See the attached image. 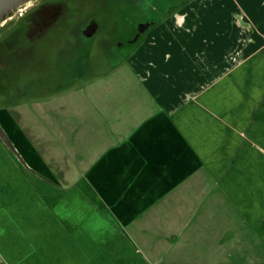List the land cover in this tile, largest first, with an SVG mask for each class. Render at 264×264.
Instances as JSON below:
<instances>
[{
  "label": "crops",
  "instance_id": "0c3cea01",
  "mask_svg": "<svg viewBox=\"0 0 264 264\" xmlns=\"http://www.w3.org/2000/svg\"><path fill=\"white\" fill-rule=\"evenodd\" d=\"M126 62L88 137L4 119L50 182L0 143V264H264V0H189Z\"/></svg>",
  "mask_w": 264,
  "mask_h": 264
},
{
  "label": "flooded vegetation",
  "instance_id": "af4514ba",
  "mask_svg": "<svg viewBox=\"0 0 264 264\" xmlns=\"http://www.w3.org/2000/svg\"><path fill=\"white\" fill-rule=\"evenodd\" d=\"M153 2L150 6L149 0H29L14 10L0 22V110L18 116L20 104L53 100L59 94L45 88L55 85L62 91L77 83L69 69L78 64V77L82 76L85 58L100 43L109 54L131 53L147 22L144 16L165 17L177 8L163 9L159 1ZM87 66L95 71L97 62ZM53 73L58 76L53 78Z\"/></svg>",
  "mask_w": 264,
  "mask_h": 264
},
{
  "label": "rangeland",
  "instance_id": "374dc122",
  "mask_svg": "<svg viewBox=\"0 0 264 264\" xmlns=\"http://www.w3.org/2000/svg\"><path fill=\"white\" fill-rule=\"evenodd\" d=\"M156 1L160 2V6H162L163 9H168V7H172L176 5H177L176 7L181 6L183 3H186L189 0L181 3H180L181 0H156ZM149 3L151 6V4L154 2L153 0H149ZM161 18H163V16L160 15L155 17L153 14L144 16V20L147 19V21L159 20ZM98 40H101V37H98ZM118 40L120 39H114L115 42ZM97 42L99 43V41ZM134 46L130 47L131 53L128 51L130 54L126 50L122 52L109 54L103 49V44L100 43L98 49L94 50V52H92L89 56L85 58L82 76L78 77V75H80L79 70L77 71V69L80 68L78 64L76 65V67L69 69L70 76L74 78L77 77L75 78L77 83L70 84L69 86L65 87L62 91L59 90L61 88H57L55 87V85H53V87L49 86L45 88L48 89L50 92H52V95L59 94L58 96L54 97L53 100H51L53 101L52 105H48L47 104L48 101L40 100L41 102H39V100H35L36 102L33 103L27 102L24 105L20 104L18 106L20 108H17V111H19L20 114L23 115L25 124L27 123L33 125L35 131L38 130L42 131V129H45L48 132L51 131L61 132L67 130L68 132L73 133L74 136H79V138L82 137V135L88 137V132L93 131L90 129L93 126L88 124V126L83 127L82 124V126L78 128L77 120L75 118L76 113L82 111L83 113L86 114L85 116L86 120L90 122L93 121V119L95 120L97 115H99L100 117V114H98L96 110L99 109L100 106L97 105L95 107L93 104L91 103L89 104V102L93 100L96 103L99 101V99H101L100 101L106 102L107 99L106 97L108 96V92L107 89L102 88L101 83L108 81L109 72L112 69L127 63L126 61L128 60L129 55L133 54L134 52ZM87 62L90 63L97 62V67L95 71L94 69L92 71L88 70L89 67L87 66ZM52 76L53 78H55L58 76V74L53 73ZM99 85H100V89L98 87ZM65 98H67V100H65ZM72 100L74 102H71ZM84 101L86 104L84 103ZM0 111H3L4 113V114L0 113L1 125L6 130V132L12 136L13 129L9 127L5 122V120L7 119L11 120L12 117L9 116L8 113H6L3 109ZM68 119H70V121H68ZM53 137L54 140L55 138H57L55 135H53ZM91 139L92 137L89 140L91 141ZM80 141L81 140L79 139L78 143L79 144L81 143V145L86 143L84 141L81 142ZM0 143L4 145V143L1 140ZM58 143L61 146L62 142L58 141ZM4 147L6 146L4 145ZM64 148H66V145ZM6 149L10 151L7 147Z\"/></svg>",
  "mask_w": 264,
  "mask_h": 264
},
{
  "label": "water",
  "instance_id": "95a60500",
  "mask_svg": "<svg viewBox=\"0 0 264 264\" xmlns=\"http://www.w3.org/2000/svg\"><path fill=\"white\" fill-rule=\"evenodd\" d=\"M29 0H0V22L9 16L14 10L19 8L20 6L24 5L27 3ZM184 4V3H183ZM182 4V5H183ZM178 6L177 8H179ZM177 8L175 10H177ZM166 17V16H165ZM157 21H147L144 26L142 25L141 31H140V39L137 42L136 46H138L142 40L143 35L153 28L156 25ZM0 140L4 143V145L11 151V153L16 157V159L21 163V165L31 171L37 174L40 178H42L45 181L50 182L46 177L40 175L39 173H36L34 170H32L28 164L24 161L20 153L17 151L13 143L11 142L10 138L8 137L6 131L4 128L0 125Z\"/></svg>",
  "mask_w": 264,
  "mask_h": 264
}]
</instances>
